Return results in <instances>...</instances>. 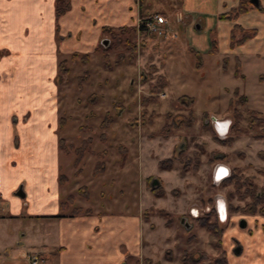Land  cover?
I'll return each mask as SVG.
<instances>
[{
	"label": "crops",
	"instance_id": "crops-1",
	"mask_svg": "<svg viewBox=\"0 0 264 264\" xmlns=\"http://www.w3.org/2000/svg\"><path fill=\"white\" fill-rule=\"evenodd\" d=\"M180 1L174 27L182 25L183 37L179 40L172 33L173 38L161 41V48L170 53L168 63L158 65L169 83L165 90L170 89L171 78L179 73L182 77L185 69L187 57L177 51L181 45L202 59L204 55L215 56L220 45L224 46L225 67L228 70L234 61V74L241 78L246 77L248 61L264 62V49H251L253 45L264 47V0H250L249 10L232 20L222 15L242 0ZM151 6L143 0H71V9L57 20L56 0H0V264H30L28 256L34 252L44 257L41 264H132L133 258L136 264H143V259H154V216L150 221L145 219L141 206L132 209L127 201L125 213L88 208L91 212L71 214L76 208L87 209L74 205L76 196L69 194L66 186L67 155L61 140L66 142L68 121L61 105L59 79L61 60L74 53L98 56L95 51L105 36V27H135ZM167 14L172 17L174 12ZM237 26L255 29L256 34L232 48V32ZM240 33L236 31V35ZM235 89L249 104L246 91ZM212 115L217 120L211 125L216 140L227 139L232 119ZM242 142L237 139L233 147H220L232 149ZM138 146L143 150V142ZM156 159L158 163L161 160L159 156ZM139 162L134 163L135 172ZM128 163L125 160L120 168L125 174L132 171ZM230 174L229 163H216V183ZM69 195L74 196V203L62 210L61 202ZM215 209L220 222L226 221V202L218 199ZM197 212L196 207L191 209L193 216ZM231 220L221 244L227 264H264V216L242 214Z\"/></svg>",
	"mask_w": 264,
	"mask_h": 264
},
{
	"label": "rangeland",
	"instance_id": "rangeland-1",
	"mask_svg": "<svg viewBox=\"0 0 264 264\" xmlns=\"http://www.w3.org/2000/svg\"><path fill=\"white\" fill-rule=\"evenodd\" d=\"M143 3L152 5V9L143 18L155 14L167 17L169 23L163 35L140 30L138 22L134 33L120 34L121 42L116 40L119 37L115 38L105 32L98 45L102 49L95 51L98 56L94 58L90 54L89 62L80 60L83 53H79L77 62L72 61V55L68 58V72L62 73L60 79L61 105L68 121L65 136V149L68 153L65 152L67 156H64V173L69 176L66 186L69 194L76 196L75 206L125 213L124 204L130 201L132 209L142 207L144 213L147 210L148 221L154 216L152 220L157 226H151L152 229L156 228L153 232L156 245L154 259L148 257L149 264H182L180 258L184 251L193 249L205 251L213 260L223 252V247L219 248V237L203 227L198 221L199 217L208 216L210 221L218 220L225 232L232 223L231 218L235 219L237 215H263L261 212L253 214L237 210L253 201V196L246 194L249 190L247 184L237 188L236 181L225 182L228 178L222 183H216L213 173L217 162L229 163L231 173L237 169L242 181L245 179L256 187L255 197L264 200V157L260 154L264 152V121L254 128L250 127L251 111L255 109L264 112V80L259 78L264 73V62L253 64L248 61L244 70L246 77L241 78L234 74V61H230L228 70L225 67L224 46L220 45L215 56L204 55L202 59V56L189 54L181 45L177 51L187 57L185 69L182 77H179V73V76L177 74L171 78L170 89L165 90L169 83L165 88L160 87L158 76L167 77L161 73L158 65L163 61L168 63L170 53L161 48V41L173 38L172 33L177 34L178 39L183 37L182 25L178 29L174 27L175 14L181 7V1L143 0ZM170 11L174 12L172 17L167 14ZM240 36L241 33L237 34V37ZM128 37L136 45L135 63L127 59L130 53L126 41ZM106 39L109 43L105 46L102 42ZM253 48L264 49L257 45H253ZM105 54L109 58V67L105 66ZM120 55H124L126 61L119 64L117 60ZM198 63L200 66H197ZM152 65L158 70L152 72ZM84 72L88 76L83 81V90H80L78 78ZM156 86L157 90L152 94ZM237 87L250 96L249 104L244 103V96L240 93L234 95ZM94 95L98 96L95 102L90 99ZM181 95L194 98L192 111L196 121L190 125L185 124L179 130L165 132L167 124L191 116V110L181 106L178 101ZM148 97L154 99L144 105L143 99ZM230 99L233 103H230ZM212 113L232 119L233 125L227 139L216 140L211 126L214 122ZM107 115L113 119L112 124L102 128L101 123ZM102 132L108 135L106 142L100 139ZM88 137L95 140L91 151L75 165V149ZM255 138L260 141H253ZM237 139H243L237 147L226 150L221 148V145L233 147ZM140 142H143V150L139 149ZM127 145H130V152ZM120 147H124V153L120 152ZM105 148L108 150L104 157L106 171L95 176L93 172L96 162L102 160L97 153ZM197 154L200 155L201 163L195 171ZM122 156L132 167V171L126 174L120 169ZM158 156L161 160L177 157L172 171L160 169L159 159H156ZM180 158L185 162L192 159L188 170L179 161ZM139 160L140 167L136 173L133 170L134 163ZM150 174L151 177L145 178ZM154 179L160 182L158 186H162V196L151 193ZM80 189L87 190L88 194L79 193ZM218 199H223L227 205V220L223 222H220L215 209ZM220 203L224 204L222 201ZM193 207L198 209L196 216L191 214ZM152 209H162L168 214L153 212ZM221 243L223 245V240ZM132 264H136L135 258Z\"/></svg>",
	"mask_w": 264,
	"mask_h": 264
},
{
	"label": "trees",
	"instance_id": "trees-1",
	"mask_svg": "<svg viewBox=\"0 0 264 264\" xmlns=\"http://www.w3.org/2000/svg\"><path fill=\"white\" fill-rule=\"evenodd\" d=\"M251 6H252V3L250 0H242V1H240V3L237 6L233 7L229 12L223 14L222 16L224 18L231 19V20L235 19L239 15H241L242 13L248 11ZM70 9H71V0H56L57 20L62 15L67 13ZM135 29H136L135 27H128V26L116 27V28L105 27L103 31L110 33L113 37L116 38V37H119L121 33H129V32L134 33ZM235 31L241 32V36L237 37ZM255 34H256L255 29H243L240 26L235 27V29L232 32L231 47L234 48L238 45L243 44L249 38H252ZM116 40L119 42L122 41V39L120 37H119V39L116 38ZM126 41H127V45H128L129 51H130L127 59L129 62L135 63V61H136V45H135V43L131 42L129 37L126 39ZM101 49H102L101 46H98L96 51L98 52ZM106 52H107V49H106ZM195 55L200 57L199 53H196ZM79 56H80L79 53L72 54V61L77 62ZM89 57H90V54L85 53L82 55L81 60L89 62L90 61ZM125 61H126V57L124 55H120L118 60H117V63L120 64L121 62H125ZM105 63H106L105 66H107V67L110 66V62H109V58H108L107 54H105ZM67 64H68V60H61L60 65H59L60 66V76L62 75V73L68 72ZM197 66H200V63H198ZM151 69H152L151 70L152 72H155L158 70L157 67H155V65H152ZM239 70H240V67H237V69H236L237 74H239ZM60 76H59V79H61V77H62V76L61 77ZM87 76H88V74L86 72H84L81 76H79L78 79H79V89L80 90H83V86H82L83 81L87 78ZM261 79L264 80L263 77H261ZM158 80H159L160 87L165 88L167 86L168 81L163 75H159ZM156 90H157V86L152 89V94L154 92H156ZM238 94H239V90L236 89L234 91V95H238ZM97 98H98V96L94 95V98L93 99L90 98V99H91V101L95 102L97 100ZM242 98H243L244 103L246 104L247 97L244 96ZM153 99H154L153 97L145 98V99H143V104L146 105L150 101H153ZM178 101H179L181 106L186 107L187 109L191 110L190 111L191 116L180 118V120H176V121H173L171 124H167L165 126V132H170V130H174V129L179 130L182 127H184L185 124L190 125V123H192V122L195 123V121H196V118L194 116V112L192 111V107L194 105V98L191 96H188V95H181L178 98ZM230 103H233L232 99H231ZM114 107H116V106H114ZM112 120L113 119L111 117H108V115H107L106 119L101 123V127L102 128L109 127L112 124ZM262 121H264V114L263 113L255 111V110L251 111L250 127L254 128L257 124L261 123ZM100 139L102 142H106L108 139V135L105 132H102L100 134ZM93 143H94V138L88 137L82 141L80 146L76 147L75 154H77V155H76V159L74 162L75 165H77L83 159V157L85 156V154L87 152L91 151V146ZM229 143H230V141H229ZM61 147H62V149L66 148L64 140H61ZM119 150H120V152L124 153L123 152L124 147H120ZM65 151H66V149H65ZM107 154H108V150L106 148L97 153V156L99 158H102V160H99L96 162V165L94 167V172H93V174L95 176L106 171L107 164L105 162L104 157H106ZM260 154L264 157V152H261ZM176 158L177 157H175V156H171V157H167V158L160 160L159 167L161 169H165V170H172L174 168V163L176 161ZM124 160H125V158L122 156L121 164L123 163ZM196 160H197V162L195 163V167H194L195 171H197L199 169V165L201 163V159H200L199 154L196 155ZM179 161L181 163H183L184 168L186 170H188L192 159L191 158L187 159V161L185 162L183 159L180 158ZM238 172L239 171L237 169H235L233 171V173H231V175L228 177V179L225 182L229 183L232 181H236L237 188H241L242 184H244V185L247 184L249 187V190L246 194L252 195L253 201L251 203H249L248 205H246L242 209L237 208V210H241L244 213H253V214L257 213V212H261V214L264 215V204L261 205V207H260V204L264 203V200H260V198L258 196L255 197V188L256 187L251 182L248 183V181H246L245 179H243V181H242ZM61 178H64V176H62ZM250 179L251 178H248V180H250ZM79 193H81V194L85 193L87 195L88 191L87 190L84 191L83 189H80ZM151 193H153L157 196H162L164 191L162 189V186H156L155 188H151ZM74 200H75L74 196L69 195L65 201L61 202V209L65 210V209L69 208V206L74 203ZM152 210H153V212L157 211L158 213H161V214L162 213L168 214V213L164 212L162 209H157V210L152 209ZM88 212H91V209L83 210L82 208H76L71 212V214L76 215L79 213H88ZM144 218L149 220V215H147V210L144 213ZM198 221L203 227H205L206 229L211 231L214 235L219 237L218 246L220 248L221 244H222L221 240H222V236L224 233V228L220 227L218 220L210 221V217L202 216V217L198 218ZM169 258H170V256H169ZM180 259H181L182 264H227L225 252H221V254L218 257L211 260L210 255L207 254L205 251L200 250V249L186 250V251H184V253L182 254ZM206 261H207V263H206ZM149 262H150L149 258L144 259L145 264H149Z\"/></svg>",
	"mask_w": 264,
	"mask_h": 264
},
{
	"label": "built area",
	"instance_id": "built-area-1",
	"mask_svg": "<svg viewBox=\"0 0 264 264\" xmlns=\"http://www.w3.org/2000/svg\"><path fill=\"white\" fill-rule=\"evenodd\" d=\"M168 23L169 21L165 16L155 14L154 16L140 19L138 28L140 30H147L150 32L158 33L159 35H163L167 31ZM215 121L217 120L214 119V122ZM28 260L30 264H41L42 262H44V257L40 253L34 252L32 254H29Z\"/></svg>",
	"mask_w": 264,
	"mask_h": 264
},
{
	"label": "water",
	"instance_id": "water-1",
	"mask_svg": "<svg viewBox=\"0 0 264 264\" xmlns=\"http://www.w3.org/2000/svg\"><path fill=\"white\" fill-rule=\"evenodd\" d=\"M251 1L254 3V0H251ZM102 43L106 46V45H108L109 41H108V39H106ZM159 184H160V182L157 179H154L152 182V188H155Z\"/></svg>",
	"mask_w": 264,
	"mask_h": 264
},
{
	"label": "bare ground",
	"instance_id": "bare-ground-1",
	"mask_svg": "<svg viewBox=\"0 0 264 264\" xmlns=\"http://www.w3.org/2000/svg\"><path fill=\"white\" fill-rule=\"evenodd\" d=\"M223 205H224V204L221 205V209H222L221 211H222V214H223Z\"/></svg>",
	"mask_w": 264,
	"mask_h": 264
},
{
	"label": "flooded vegetation",
	"instance_id": "flooded-vegetation-1",
	"mask_svg": "<svg viewBox=\"0 0 264 264\" xmlns=\"http://www.w3.org/2000/svg\"><path fill=\"white\" fill-rule=\"evenodd\" d=\"M231 175V174H230ZM228 178V177H227ZM216 182V181H215Z\"/></svg>",
	"mask_w": 264,
	"mask_h": 264
}]
</instances>
